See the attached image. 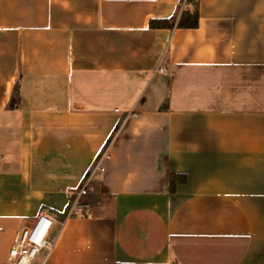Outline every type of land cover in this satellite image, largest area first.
Wrapping results in <instances>:
<instances>
[{"label": "crops", "instance_id": "1", "mask_svg": "<svg viewBox=\"0 0 264 264\" xmlns=\"http://www.w3.org/2000/svg\"><path fill=\"white\" fill-rule=\"evenodd\" d=\"M190 2L0 0V264H264V0Z\"/></svg>", "mask_w": 264, "mask_h": 264}, {"label": "built area", "instance_id": "2", "mask_svg": "<svg viewBox=\"0 0 264 264\" xmlns=\"http://www.w3.org/2000/svg\"><path fill=\"white\" fill-rule=\"evenodd\" d=\"M118 111V110H116ZM104 172V168H99ZM91 190L88 183L80 188L79 196H86ZM86 205L75 201L72 204L70 214L82 212ZM54 226V218L48 215H40L28 227L19 229L14 237L6 264H34L38 255L43 251H51L54 243L49 241V235Z\"/></svg>", "mask_w": 264, "mask_h": 264}, {"label": "trees", "instance_id": "3", "mask_svg": "<svg viewBox=\"0 0 264 264\" xmlns=\"http://www.w3.org/2000/svg\"><path fill=\"white\" fill-rule=\"evenodd\" d=\"M191 0H185L186 4H190ZM199 22L198 4H194L191 10L183 12L180 17L177 14L168 19H152L150 21V29H175V28H196ZM15 99L12 100L10 106H15ZM177 181L185 182L186 176L172 175L170 182V192L175 191Z\"/></svg>", "mask_w": 264, "mask_h": 264}]
</instances>
